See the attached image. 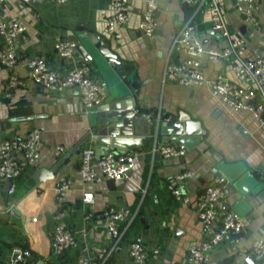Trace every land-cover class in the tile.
Instances as JSON below:
<instances>
[{
  "label": "crops",
  "instance_id": "crops-1",
  "mask_svg": "<svg viewBox=\"0 0 264 264\" xmlns=\"http://www.w3.org/2000/svg\"><path fill=\"white\" fill-rule=\"evenodd\" d=\"M256 1L258 25L253 28L247 25L243 14L235 8L234 0H220L229 31L232 36L244 39L249 58L264 57V0ZM155 2L157 27L154 35L147 37L138 27L145 0L131 1L133 13L130 19L115 32L107 30L110 0H42L37 8L23 0H0V16L26 26L25 38L16 45L18 62L10 69L0 68V142L13 133H26L31 126L40 130V158L36 164L23 169L15 182L14 192L8 193L10 183L0 180V249L3 254L18 245L17 240L22 237L24 246L35 256L36 263L43 260L44 264H77L84 245L87 246V255L97 260L98 250L112 244L101 226V213L108 206H117L128 208L132 219L130 226L122 229L120 241L104 264H129L128 243L135 234L147 246L149 257L146 264H188V249L203 239L197 216L198 197L213 175L225 176L217 170L221 163L229 164L228 167L221 166L229 175L239 173L242 166H246L247 170L254 169L252 177L262 187L251 195L241 191L238 184L225 176L230 183V191L220 205L221 209L237 211L245 220V230L238 244L225 243L211 250L204 264H247L245 258L252 255V245L264 240V130L251 113L230 109L211 93L206 84L186 87L161 81L167 61H178L182 57L178 47L172 46V43L184 23L190 21L196 25L197 36L205 49L223 48L228 45V40L213 31L210 17L201 13L194 15L193 7L185 0ZM80 24L86 31L106 38L111 52L125 63L132 64L136 77L141 81L137 97L140 123L134 127V133L142 137L141 145L127 147L126 152L134 151L136 156L134 166L124 179L106 178L96 168L95 181H83L79 159L82 148L89 144L87 141L80 151L57 169L52 179L32 191L36 169H51L57 163L56 146H63L66 153L91 131L89 112L94 109L86 110L75 91H55L35 85L26 77L25 63L31 57L41 56L57 69L74 64L84 65L79 51H75L72 59L62 60L52 48L56 37L69 39V31ZM200 61L201 70L207 78L219 72L232 78L230 59L211 61L201 55ZM86 65L91 67L92 78L106 86V100L109 89L105 75L93 61ZM11 75L23 79V85L9 87ZM7 91L8 97L5 95ZM179 111L200 121L205 130L202 140L187 149L184 156L162 158L152 154L156 142H165L162 141V134L155 136L156 121L164 119L163 116L176 117ZM144 114L151 117L148 119ZM26 115L35 118L9 122L10 118ZM143 126L148 128L147 135L143 133ZM185 170L193 172L181 184L190 199L189 203L175 200L166 187L169 177ZM67 178L71 185L65 192L64 201L60 202L54 195V187ZM85 190L92 191L94 195L93 216L89 220L83 219L81 199ZM18 207L25 214V220L12 211V208ZM59 209L66 211L68 226L76 233L80 244L77 249L54 256L49 231ZM17 232L19 235H16ZM155 248L158 249L157 254L152 252ZM255 263L261 264L256 260Z\"/></svg>",
  "mask_w": 264,
  "mask_h": 264
},
{
  "label": "built area",
  "instance_id": "built-area-1",
  "mask_svg": "<svg viewBox=\"0 0 264 264\" xmlns=\"http://www.w3.org/2000/svg\"><path fill=\"white\" fill-rule=\"evenodd\" d=\"M63 2L65 0H56ZM132 0H110L111 14L107 19V30L115 32L127 24L133 9ZM193 7V13H201L211 19V28L228 40V45L220 49H205L203 42L197 36L196 25L190 21L184 23L177 31L172 46L178 47L182 57L178 61H167L161 81L172 82L181 86L193 87L206 84L211 93L219 97L232 110H245L257 121L264 130V57L249 58L246 56V44L243 38L231 35L227 26L224 7L220 0H185ZM235 8L244 15V20L250 27H257L256 0H234ZM157 3L155 0H145V9L138 24L139 30L147 37H152L157 27ZM26 26L16 20H8L0 16V68L10 69L18 62L16 45L25 38ZM77 42L71 39L56 37L52 48L62 60L74 57ZM201 55L211 61L231 60L232 78L223 72L207 78L201 70ZM26 77L35 85L55 91L72 90L78 93L86 110H92L103 103L107 96V88L91 76L89 65L74 64L65 69L51 67L41 56L29 58L26 63ZM24 80L11 75L8 86H22ZM9 96L8 91L5 93ZM150 118V114H144ZM159 118V117H158ZM169 120L171 117L163 116ZM40 130L31 126L26 133H13L0 142V180L10 183L8 193L15 190V182L23 169L34 165L40 158ZM89 144L82 148L79 159V172L85 183H92L96 178V168L112 180L124 179L134 166L136 152L115 153L108 151L96 157L97 142L92 137ZM187 147L181 142H156L152 154L162 158L184 156ZM65 148L56 146L55 154L61 156ZM193 172L185 170L166 180V187L173 198L182 203H189V197L183 192L181 184L192 176ZM71 181L62 179L54 187V195L58 201L65 199V192L70 188ZM230 191V183L222 174H215L208 181L198 197L197 216L201 223L203 239L188 249V264H204L211 250L221 244L236 245L241 240L245 230V220L232 209H221V204ZM84 216L89 220L93 216L91 207L94 203L92 191L85 190L82 195ZM102 228L105 235L112 241L111 246L103 247L92 259L87 255V246L77 257V264H104L113 248L120 241L123 233L131 223V211L126 207L108 206L102 211ZM123 223V224H121ZM124 226V227H123ZM84 231V230H83ZM85 232V231H84ZM50 248L54 256L65 251L79 248V239L66 221V211L59 209L57 218L53 221L50 231ZM86 252V253H85ZM154 254L158 249H153ZM255 260L264 264V240L256 241L251 248ZM31 251L24 245L11 247L7 254L0 249V264H32L29 260ZM149 257L147 246L143 239L135 234L128 243L129 264H146Z\"/></svg>",
  "mask_w": 264,
  "mask_h": 264
},
{
  "label": "water",
  "instance_id": "water-1",
  "mask_svg": "<svg viewBox=\"0 0 264 264\" xmlns=\"http://www.w3.org/2000/svg\"><path fill=\"white\" fill-rule=\"evenodd\" d=\"M23 1L31 7L37 8L42 0ZM173 20L175 21V18ZM68 35L69 39L77 42L76 50L83 56L84 65L89 61H93L105 75L109 97L89 112L91 117L90 132L64 155L57 156L58 161L51 169H36L33 174L35 184L32 186V191L39 188L43 182L52 179L57 169L71 155L80 151L84 143L92 137L97 142L96 157H100L108 151L115 153L126 152L128 146H140L142 141V137L134 133L135 125L140 123V117L138 116L140 106L137 105V97L140 94L141 81L136 77L132 64L125 63L116 54L112 53L106 38L86 31L81 24L69 31ZM33 118L35 117L26 115L10 118L9 122ZM154 126L156 137L162 134V141L177 140L183 143L187 149H191L200 142L202 135L205 134L200 121L184 111H179L176 117H171L169 120L159 119ZM143 133L148 134V128L145 126H143ZM145 142L147 143V141ZM221 166L228 167L229 164L221 163L217 170H221L230 181L236 185L238 184L241 187V191L252 195L257 189L262 187L252 177L251 173L254 169L247 170L246 166H242L239 173L229 175ZM250 184L253 185L250 187ZM19 207L21 206L19 205ZM19 207L18 209L12 208V211L25 220V214L19 210ZM34 259L35 256L31 254L29 260L33 261ZM245 262L247 264H256L254 255H248L245 258ZM36 264H44V262L43 260H38ZM206 264H209V262Z\"/></svg>",
  "mask_w": 264,
  "mask_h": 264
},
{
  "label": "trees",
  "instance_id": "trees-1",
  "mask_svg": "<svg viewBox=\"0 0 264 264\" xmlns=\"http://www.w3.org/2000/svg\"><path fill=\"white\" fill-rule=\"evenodd\" d=\"M1 233V232H0ZM16 235H19V232L16 233ZM19 237V236H18ZM22 237H19L18 240H17V243L18 244H21V245H26L25 243H23V241L21 240ZM1 241H0V248H1ZM32 264H36V260H33L32 261Z\"/></svg>",
  "mask_w": 264,
  "mask_h": 264
}]
</instances>
